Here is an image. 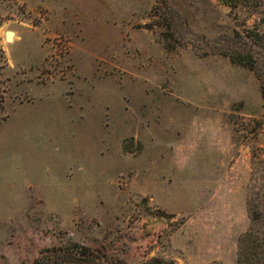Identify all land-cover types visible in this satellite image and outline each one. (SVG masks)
Here are the masks:
<instances>
[{
  "label": "rangeland",
  "instance_id": "1",
  "mask_svg": "<svg viewBox=\"0 0 264 264\" xmlns=\"http://www.w3.org/2000/svg\"><path fill=\"white\" fill-rule=\"evenodd\" d=\"M261 18L218 0H0V264L70 243L237 264L264 78L230 55L264 72Z\"/></svg>",
  "mask_w": 264,
  "mask_h": 264
},
{
  "label": "trees",
  "instance_id": "2",
  "mask_svg": "<svg viewBox=\"0 0 264 264\" xmlns=\"http://www.w3.org/2000/svg\"><path fill=\"white\" fill-rule=\"evenodd\" d=\"M232 11L242 10L248 14L254 12L262 15L264 24V0H218ZM166 3V2H162ZM158 10V7H154ZM147 28H152L148 25ZM252 29V28H250ZM248 37L254 43L264 45V32L249 30ZM232 62L241 63L254 70L259 79H263L264 72L250 54H232ZM264 98V84L261 86ZM248 229L239 237L237 250V264H264V174L262 182L250 190L247 199ZM36 264H127L124 261L108 255L103 249L92 248L79 243L65 246L45 248L36 259ZM138 264H174L161 258L152 257Z\"/></svg>",
  "mask_w": 264,
  "mask_h": 264
},
{
  "label": "water",
  "instance_id": "3",
  "mask_svg": "<svg viewBox=\"0 0 264 264\" xmlns=\"http://www.w3.org/2000/svg\"><path fill=\"white\" fill-rule=\"evenodd\" d=\"M14 33L12 31H6L5 32V39L7 41H12L13 40Z\"/></svg>",
  "mask_w": 264,
  "mask_h": 264
},
{
  "label": "crops",
  "instance_id": "4",
  "mask_svg": "<svg viewBox=\"0 0 264 264\" xmlns=\"http://www.w3.org/2000/svg\"><path fill=\"white\" fill-rule=\"evenodd\" d=\"M13 38H14V36H13Z\"/></svg>",
  "mask_w": 264,
  "mask_h": 264
}]
</instances>
